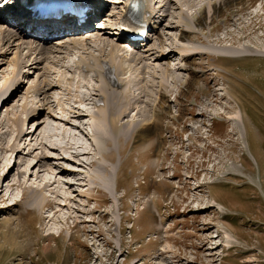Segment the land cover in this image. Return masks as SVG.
<instances>
[{
  "label": "rangeland",
  "instance_id": "1",
  "mask_svg": "<svg viewBox=\"0 0 264 264\" xmlns=\"http://www.w3.org/2000/svg\"><path fill=\"white\" fill-rule=\"evenodd\" d=\"M156 1L159 3L162 0ZM168 1V9L156 11L157 19H162L160 31L167 48L181 43L176 40L180 29L174 28L184 12L188 14V19H183L186 24L182 27L191 31L190 37L198 47L205 44L210 48H255L264 53V0ZM214 4L222 6L218 13L212 9ZM90 44L92 47H85L89 49L88 53L99 46L93 42ZM149 45L158 47V41L154 39ZM144 51L141 50L139 55L144 56ZM238 51L242 52L240 55L244 53L241 49ZM255 53L242 57L195 56L188 61V66L199 71L203 69L204 73L192 80L188 71L184 70L166 76L170 110L166 116H159L157 131L149 139L150 144L142 143L150 132L148 127H143L133 137L127 135L128 144L122 140L120 145L124 148L121 155L118 153V142L116 147L113 144L107 147L109 150H104L115 165V173H118L119 187L116 191L112 169L109 178L105 177V171L95 176L97 166L83 168L74 158L71 163L55 159L48 161L56 167L54 173L64 168L77 171L75 175L82 172L81 175L62 174L55 179L54 173L44 174L46 168L42 166L46 164L43 161L39 166L44 168L42 180L39 174L36 179L35 172L39 169L36 167L31 172L28 165L36 161L39 152L28 158L29 164L20 167L17 150L25 143L36 146L45 125L38 133L27 135L23 141L16 143L14 151L4 152L3 149L10 146L17 136L13 125L4 141L0 142V175L11 171L17 163V168L8 179H0V189L4 190L0 195V264H264V55ZM77 54L81 56L83 52L74 50L68 57L64 55L65 66L74 64ZM180 57V54H169L168 60L162 63L169 61L172 67L177 68L181 65ZM13 58L10 55V60ZM153 60L146 57L145 62L150 66L144 72V88L152 84V68L156 64ZM201 65L202 68H199ZM12 67L11 64L1 66L0 74L6 71L11 76ZM125 67L128 68V64ZM185 69L188 70L187 67ZM22 71L20 79L28 69ZM53 71L56 75L47 80L68 76L72 83L64 86H80L78 88L85 97L90 94V90L84 87L85 83L93 87L99 85L92 79L91 73L88 74L90 81H83L76 68L55 67ZM39 73L42 75V71ZM38 74L24 76L28 80L25 79L26 84L18 93L15 92L16 101L10 108L17 103L18 111H21V105L26 103V92L33 86ZM158 77L160 79L155 84L162 80L160 73ZM4 80L0 81L2 93L11 91L9 88L12 85L10 83L3 88ZM130 86L133 88L132 84ZM207 89L209 94L205 96ZM150 92L154 93L152 89ZM53 93V100L63 99L61 103L66 105L72 103L63 89ZM29 96L28 110L32 112L35 109L37 114L40 113L28 120L30 131H35L41 120L57 123L48 116V111L58 114L57 103L50 110L46 108L40 112L37 102L41 97L35 94ZM140 100L151 107L154 104V97L144 96ZM87 107L93 111L91 102ZM151 107L137 104L138 109L147 111L146 118H155ZM136 114L137 109L122 123H128L130 128L131 124L140 122L142 116L135 118ZM235 115L242 117L244 126L240 121L233 120ZM13 116L4 109L0 113V122ZM211 117L216 119L212 121ZM118 123L113 125L114 130L109 127L114 133L118 132L115 138L125 134L117 128ZM2 130H5L4 127ZM22 130L26 133L27 128ZM71 131L79 135L80 140L84 139L82 142L92 154L82 156L80 160L90 163L96 155L94 141L85 139L73 129ZM107 132L113 138L109 130ZM187 135L191 136L190 143L186 142ZM160 136L171 140L162 148H159ZM44 142L54 146L64 144L65 140L54 136ZM187 144L189 146L185 147ZM175 147H181L185 158L175 155ZM45 153L46 157L56 158L64 154L51 150ZM184 160L188 162L183 163ZM17 173H24L27 177L24 178L25 186L34 187L36 191L34 188L24 190L23 185L21 189H6ZM173 173L175 177H172ZM59 178L61 184L56 182ZM49 180L56 184L45 191V195L43 184ZM63 181L66 182L64 189ZM92 181L94 185H90ZM108 182H113L114 194L106 190ZM23 193L26 195L23 203L16 201L9 206L11 200L20 199ZM56 193L63 195L62 198ZM43 195L46 200L42 199ZM63 197L69 200V207H58L63 203ZM209 205L215 208L206 210ZM64 215L68 218L62 221Z\"/></svg>",
  "mask_w": 264,
  "mask_h": 264
},
{
  "label": "bare ground",
  "instance_id": "2",
  "mask_svg": "<svg viewBox=\"0 0 264 264\" xmlns=\"http://www.w3.org/2000/svg\"><path fill=\"white\" fill-rule=\"evenodd\" d=\"M85 1H88L92 4L95 3L94 0H85ZM143 4L145 7L143 14L149 15L147 16L148 25L154 31L153 37L155 38L156 41H158V47H153L152 45H147L146 47L144 46L145 47L144 49L146 51L145 56L142 57L138 55V52H137V53L131 54V57L128 58V56L125 55L127 54L125 50V48L127 47L126 42H123L121 44H117V42H113V41L122 40V36L119 33L118 21H120L121 16H122L120 14H123L128 11L127 6L125 4L119 3L118 5L112 6V9L115 12L114 14L116 15V18L106 17L103 20L97 22L99 24L98 28H100L101 26H104V20H106L108 23L107 25L104 26L105 29L99 32L98 36H95L93 39H90L89 37H81L79 39L67 37L65 38L64 42L57 43L58 45L48 44L47 46L40 47L41 42H38L36 44H31L26 40V35L28 33L27 25L33 26V30L44 29L46 33L48 32L49 36L62 31L63 28H58L55 31V28H56L55 26L48 25V24H42V23H36L32 20V16L26 14L21 6H19V9H17L15 8L14 5H12V7H10L12 10L11 11L10 8L7 7L8 3L7 5L3 4L2 0H0V20L4 18V19H8L11 22L13 21L18 22L19 18H22V17H24L27 20L26 24L19 23L20 27L23 28V31L21 35L19 36H15L18 33L17 31L13 32L12 29H5V26H4L5 24H2L0 22V59H1L0 68L1 66H4L6 64L7 65L11 64V66H13L12 67L13 71L11 73V76L6 74V71L5 72L2 71V74H0V81L5 79L4 80L5 85L3 86V88H5L8 84L12 83L10 88L9 87L8 88L18 93V90L21 88V86L26 84L25 79H27V77H24V76L35 75L42 71V75H39L40 73L37 75L36 81L33 82V86L28 88L26 92V95H27L26 103L21 105V111H18L19 106H17V103L13 107L10 108V106H12L14 102L16 101V93L11 94V97L7 101L4 102V105L2 106L0 113L2 114L4 111L3 109L5 108L8 114H13L14 116L13 118L9 117L10 118L9 120L3 119L0 122V142L4 141V139L9 133V130H12V126L14 125L15 131L17 133L15 141L10 146L3 149L4 152L14 151L16 149V143H20L21 141H23L26 135L29 134L30 136L34 134L41 127H44L45 125L44 129L39 133L36 146L33 144L30 145V144L25 143L21 149L17 150L19 158H20V161H19L21 164L20 167L26 164H29L28 158L32 157L36 152H39V154L36 155L35 157L36 161L28 165V167L31 168V172H33V170H35L36 167L39 169L38 172H35L36 179L38 178L37 175L39 174L40 179L42 180V175H43L42 173H43L44 168H46L44 174H46V172H50L51 174L54 173V169H56V167H53L54 165H50V162L48 160L55 159V160H62L65 162H70V161H73L72 158H74L76 159L78 165L83 168H85L86 166H90V165L97 166L96 168L97 173L95 174V176L101 174L100 171L101 172L105 171L104 173L105 177L109 178L110 170L112 169L111 172H112V175L115 176L114 178L116 181V187H115V191H116V189L119 187L118 173H115V165L109 160V157H107L108 154L104 150L105 149L109 150L107 149V147L108 146L111 147L113 144L116 147V143L118 142L119 145L117 147L120 146L118 153L121 155V152H122L121 150L122 148H124L123 145H120L122 140L125 141L124 143L128 144L129 137H127V135L131 134V137H133L135 134H138L140 130L144 129L143 127H148L150 132L148 133L147 140L145 142H142V141L141 142L143 144L149 145L150 144L149 139L152 138L155 132L157 131L156 126L158 125L159 116L160 118H162L163 116H166V114H168L170 110V106L168 104L169 102L167 99L168 92L170 93V90H169V86L164 82L165 78L162 77V81H159L157 85L152 84L150 86V88L154 91V93L150 92L148 88H139L140 92L137 96H140L143 94L144 96L154 97V104L151 107V105L147 104L146 102L139 101V99L137 100L136 94L132 92V90L128 87L127 83L132 80V77H130L129 80H127V78L124 77L127 72V68L123 65V63H129L128 68H130V70L138 71L139 70L138 66L144 60H146L147 56L154 58L153 60L154 62L161 63V61L168 59L167 57L168 54H171V53L181 54L182 62L180 63H183L185 61V64H183V68H185V66L188 68V73L191 75V80H192V78H195L198 74L204 73L203 69H200L201 71H199L186 64L187 61H189L191 58H194L195 56L202 57L204 55L210 54L212 56L242 57V56H252L256 54L255 51L264 55V53L258 51V49H255V48H248V49H245L242 47L241 48H237V47L210 48L209 45L206 46L205 44H200L202 45L200 46L201 48L198 47L196 44H194L195 41H193L190 37V34H192L190 33L191 31L189 32L182 27V26H185L186 24V22H184L183 19H188V16H187L188 14L184 12L182 14V17H180V19L176 22V27L174 28V29H180L179 34L176 36V40L181 43L171 44L168 46L169 48H167L166 47L167 43L160 31L162 20L161 18L159 19V17L157 19L158 15L156 14V11L159 10L158 12H162L163 9H166L170 5V2L168 0H162L161 3L154 4V3L148 2L147 0H143ZM152 4L154 5L153 7L151 6ZM220 7L218 6V4H214L212 9L215 13L216 12L218 13ZM114 19H116L114 21L115 23H111V21H113ZM72 23H74L73 20L65 21L64 29H67V28L70 29L71 27H73ZM90 42H93L96 45H99L98 48L96 49L97 54L87 53L86 56L78 57L79 59L77 58L74 67H76L80 71V75H82L81 73L84 74L83 75L84 79H82L83 81L88 82V78L86 77V74L91 72L93 74V79L99 83L98 87H90L88 83H85L84 87L90 90V94L88 95V97H85L83 93L81 92V90L78 88L80 86H78L77 88L68 86L67 89H65L64 91H67L66 93L67 95L70 96L69 100H72V103H70L69 105H66L64 103H61V102H64L63 99L59 100L58 98H56L55 100H53L54 90H57V89L62 90L63 89L62 86H64L65 83L66 85L67 84L70 85L72 83V81L68 79V76H65L62 78H54V80L52 81L47 80L48 77H52L56 75V73L53 71V68L55 67L64 68L65 67L66 69L70 70L73 67V65L65 66L64 64V61L66 60L67 55L73 52V50H82L86 52L87 50L85 48L86 46L92 47ZM238 49L243 50L244 53L240 55V53L242 52L238 51ZM10 55L14 56L12 60H10ZM42 65H44L43 68L41 67ZM149 66L150 65H148L147 63L144 66V71H141L139 75L144 73L147 70L146 68H148ZM198 67L202 68V65ZM25 68L28 69V72H27L28 75L26 74L20 79V76H21L20 72H23L22 69H25ZM158 68H161L160 71L157 70V67L152 68V70L154 71L153 73L154 80L159 79L157 76L158 72H160L161 75L169 76V74H172V73L176 74L177 71L181 70V67L180 68L172 67L169 61L167 63L159 64ZM29 69L31 70L33 69V70L30 71ZM44 77H45V80L43 79ZM154 80L152 81L153 83H154ZM17 86H18V90L16 89ZM33 94H35L36 96L39 95V97H41V99L37 102V104L40 105L41 107L39 108L40 112H43L44 110H46V108L50 110V107H52L54 103L55 104L57 103L58 114H54L52 113V111H48V116L51 119H53L54 122H57V123L60 122V124L62 125L53 123V122L49 123L47 122L48 120L45 119L47 121L41 120V122H39L35 131H29L30 128L28 125V120H31L40 115V113L37 114L36 112L37 110L34 109L36 107L33 108L34 110H32V112L28 110V107H29L28 100L31 98L29 95H33ZM208 94H209V91L207 89L206 91H204V95L207 96ZM87 101L95 105L96 111L93 114L89 112L87 108V103H86ZM139 102L145 105V108L151 107L152 110H154L153 113L155 115V118H146L145 113L147 111L144 109L137 108V104H139ZM193 108L197 109V107H193ZM136 109H137V114L135 118L136 117L141 118V116L142 118L140 122L138 121L139 123L136 122L134 124H131V127L129 128L130 125L128 123H122V122L124 121V119L128 117L130 118V114ZM18 113L24 114L25 116L24 117H21V115L18 116ZM89 120H90V123L96 125L95 133L93 132V135H94L93 139L95 140V143H96V156L93 157L90 163H86L80 160V157L90 156L91 153L87 151V149L85 148V144L84 142L80 140L81 138L79 137V135H77L76 133H73V131L71 130L72 129L75 130L76 132L82 134L85 137V139L90 140L91 136H88V134L86 133ZM233 120L238 121V122L240 121V123L244 126L243 119L241 116L235 115L233 116ZM86 121H88V123ZM114 121H116L115 124H114ZM117 123H118L117 128L118 129L120 128L121 130L125 132L123 136L119 135V138H115L118 132L116 134L111 130V128H109L112 126V129L114 130L113 125H117ZM3 127L5 130H2ZM23 127H28V130H27V132H29L28 134L24 133V130H22ZM20 129H21V132H20ZM185 129L190 130L188 127H186ZM107 130H109L113 138H110L108 136ZM105 131H106V138H104ZM242 132L244 134L245 131L243 130ZM54 136L61 138L62 141L65 140V144L64 145L56 144L52 146V145H49V142L48 143L44 142L45 139L47 138L52 139V137ZM203 138L207 139L205 137ZM169 141L171 140L164 139L163 137L160 136L159 148H162L164 144ZM189 141L190 139L187 140V142ZM32 145L34 147H31ZM153 145L155 146V144ZM49 150L55 151L57 153L62 151L64 154H60L61 156H59L58 158L46 157L45 152H48ZM110 155H113V153H110ZM43 161L45 162L46 165L42 166L44 168H40L39 166L40 164H43ZM16 164L17 163L15 162L14 164L15 167H16ZM6 167L8 168V165ZM15 167H12L11 171L8 170V172L5 173L4 175H0V179H5V180L8 179V177L11 174H13L12 172H14ZM62 169H63L62 171H58L57 169L58 173L56 172L54 173L55 179L59 177L58 175L62 176V174L63 175L73 174L74 176L75 173L77 172V171H70L69 169H64V168ZM81 174L82 172L76 175H81ZM25 177H24V173H20L19 175L18 173L15 174V179L8 184L6 189L8 190L9 189L10 190L21 189L22 185H23L22 188L24 190L25 188H34V187L25 186V180H24ZM90 178L92 177L90 176ZM61 181H62L61 178H59V180L56 182L59 183ZM56 182L55 181L52 182V180H49L45 184H43L44 185L42 188L43 192L45 193V191H48V189H51L54 186V184H56ZM113 182L111 184L109 182L106 184V190L109 192H112V194H114L113 186H112ZM77 183L79 182H76V184ZM62 184L63 186L62 185L61 186L63 188L66 182L63 181ZM94 184L95 182L92 181L90 185H94ZM199 187H202V186L199 185ZM34 189L36 191V188ZM3 191L4 190L0 189V195L3 193ZM57 195L59 198L60 197L62 198L63 196V195L61 196L59 193ZM25 196L26 195L23 193V196L20 199L11 200L9 203V206H12L13 203L16 201L19 204L23 203L24 199L26 198ZM66 198L63 197V201H62L63 203L60 202L61 204H59L58 207H62V208H66L67 206L69 207V204H68L69 202H67L69 200ZM42 199L46 200V197H44L43 195ZM193 201H191V204L193 203ZM36 206L38 208V205ZM56 208H57V205H56ZM213 208L215 207L209 205L205 209L210 210ZM68 212L70 211L68 210ZM63 217L61 218L62 221H65L68 218L66 217V215H64ZM97 260H100V259H97Z\"/></svg>",
  "mask_w": 264,
  "mask_h": 264
}]
</instances>
